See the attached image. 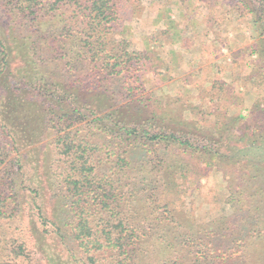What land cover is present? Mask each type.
<instances>
[{"label": "rangeland", "instance_id": "obj_1", "mask_svg": "<svg viewBox=\"0 0 264 264\" xmlns=\"http://www.w3.org/2000/svg\"><path fill=\"white\" fill-rule=\"evenodd\" d=\"M9 1L0 0V32L7 40L16 39L15 43L22 45ZM231 4L230 0H130L123 6L116 35L127 39L131 50L143 55L139 79L128 82L133 93L124 92V97L111 102L106 95L84 92L85 104L96 112L99 108L105 110L99 115L123 108L121 112L131 121L140 114L148 118L150 130L152 111L158 109L162 124L177 127L180 143L163 142L160 146L146 137H101V141L126 151L135 169L132 177L138 186L136 199L148 202L152 196L157 200L154 205L158 217L184 222H180L183 228L173 232L164 231L165 224L158 222L142 225L144 241L157 243V247L147 246L149 256L155 259L153 249L159 255L152 261L145 248L137 245V264H207L200 259L203 256H196L194 246L188 242L189 233L205 237L200 231L204 226L210 232L216 231L220 235L207 233L208 239L216 250L226 251L235 248L255 223L264 224V74L260 72L264 71V63L255 54L259 36L253 16L239 18ZM1 52L0 48V64L5 57ZM30 59L14 55L9 69L0 65V207L7 206L0 218V264H83V257L74 253V242L63 241L52 227L57 224L68 231L72 215L61 212L59 195L36 187V179L51 173L47 169L57 157L52 158L56 152L55 134L40 133L30 124L32 120H44L47 103L35 105L29 100L34 88L20 87L16 81L20 69H32ZM46 65L43 63L44 71ZM23 76L22 81L29 82ZM115 87L120 90L118 85ZM16 99L24 101L25 113L15 112L9 105ZM95 119H88L89 126L94 127ZM220 124L229 125L237 137L230 138L228 146L217 148L224 150L223 155L214 157L208 151L214 145L205 135L212 134L217 140L227 138L222 130L215 132ZM246 125L256 126L257 136L249 133ZM92 132L97 134L98 130ZM200 133L204 136H198ZM232 162L240 164L234 166ZM175 164L185 165V170L168 168ZM151 165L171 171L172 190L153 188L155 184L148 175ZM251 173L253 179L245 184L244 176ZM256 191L263 195L252 198ZM168 203L170 214L164 208ZM39 208L51 223H44ZM163 233L176 238L179 246L165 251L159 248ZM221 233L235 235L224 238Z\"/></svg>", "mask_w": 264, "mask_h": 264}, {"label": "trees", "instance_id": "obj_2", "mask_svg": "<svg viewBox=\"0 0 264 264\" xmlns=\"http://www.w3.org/2000/svg\"><path fill=\"white\" fill-rule=\"evenodd\" d=\"M230 1L239 18L253 16L259 36L255 54L264 63V0ZM129 2L130 0H12L7 4L13 11L23 44L15 43L16 39L7 40L0 32L1 54L5 56L0 64L2 68L9 69L14 55H22L24 59L34 57L29 60L32 69H20L19 79L16 81L20 87L34 88L35 93L29 100L35 105L47 103L48 110L44 120H32L30 124L40 133L55 134L53 143L56 152L52 158L57 157L50 163L51 168L47 169L51 173H45L44 179H36V187L41 192L59 195L62 199L60 204L63 203L61 212L65 210L69 212V216L72 215L68 231L62 230L57 224H52V227L56 228V235L63 241L74 242V253L83 257V264H137V245L145 248L146 256L151 254L147 246L153 244V247H157L154 241L148 244L144 241L145 236L140 234L142 225L152 226L154 222H158L161 226L165 224L164 231L173 232L183 228L181 223H184L175 221L174 217L169 221L158 217L154 205L157 200L152 199V196L147 198L150 204L136 199L138 186L135 177H132L135 169H132L126 151L101 141L102 136L106 139H126L128 136V139L146 137L157 146L163 142L180 143L177 127H173L172 123L162 124L157 115L158 109L152 111L153 122L148 130V118L142 114L137 115L133 121L124 116V112H121L123 108L99 115L105 110L99 108L96 112L90 104L83 102L84 92L106 95L111 102H115L117 97H124V92L133 93L128 82L139 79L143 55L132 51L130 42L125 38L118 39L116 35L122 20L123 6ZM43 63L48 66L45 71ZM8 72L10 77L11 72ZM260 72L264 74V71ZM22 74L29 82L22 81ZM116 85L120 87L119 91ZM9 105L15 112L25 113L24 101L16 99L14 103L9 102ZM128 107L129 105L127 109ZM261 111L264 113V110ZM94 116L96 119L92 122V127L87 121ZM238 119L241 120L242 117ZM87 127L95 132L98 130L100 135L98 132L94 134ZM246 127L249 133L257 136L256 126ZM27 128L31 129L32 126ZM221 130L227 138L222 136L217 140L212 134L205 135L208 137L207 141L214 145L208 150L214 157L223 155L224 150L217 148L228 146L230 138L237 137L227 124L215 126L217 134ZM25 132L26 128L23 134ZM185 133L184 136L187 137L188 134ZM198 136L204 135L200 133ZM187 144L192 146L190 142ZM159 162L164 163L162 159ZM236 164L240 163L232 162V165ZM185 167L183 164H175L168 168L171 171H184ZM151 168L148 175L155 184V190L166 192L174 188L171 171H165L164 167L160 170L153 165ZM252 173L244 176L245 184L253 179ZM262 195L256 191L251 197ZM6 207H0V218L5 215ZM169 207V203L164 206L168 214ZM143 211L147 213L143 214ZM39 215L44 223H51L41 208ZM200 231L206 236L199 237L192 232L189 233L188 242L194 246L196 256H203L200 259L207 264H264V224L255 223L249 233L235 243V248L226 251L216 250L213 242L208 239L210 237L207 233L218 234L216 231L210 232L205 226ZM221 235L230 238L235 233ZM161 238L158 246L163 251L179 246L176 238L164 233ZM152 253H157L153 254L155 259L159 255L157 249H153ZM149 258L156 261L151 256ZM140 262H144V259Z\"/></svg>", "mask_w": 264, "mask_h": 264}]
</instances>
